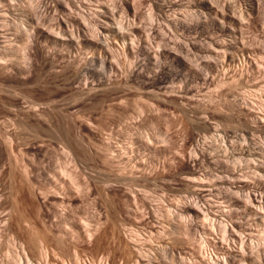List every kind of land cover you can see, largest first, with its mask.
Listing matches in <instances>:
<instances>
[{
  "label": "rangeland",
  "instance_id": "374dc122",
  "mask_svg": "<svg viewBox=\"0 0 264 264\" xmlns=\"http://www.w3.org/2000/svg\"><path fill=\"white\" fill-rule=\"evenodd\" d=\"M263 173L264 0H0V264H264Z\"/></svg>",
  "mask_w": 264,
  "mask_h": 264
},
{
  "label": "bare ground",
  "instance_id": "6f19581e",
  "mask_svg": "<svg viewBox=\"0 0 264 264\" xmlns=\"http://www.w3.org/2000/svg\"><path fill=\"white\" fill-rule=\"evenodd\" d=\"M199 1V0H198ZM201 2V1H200ZM191 4H193V3H191ZM195 5V4H194ZM211 5V4H210ZM100 9H102V8H100ZM106 9V8H105ZM109 10V9H108ZM194 10V9H193ZM198 11V10H197ZM200 11V10H199ZM97 12H99V11H97ZM103 12V11H102ZM101 12V13H102ZM105 12V11H104ZM109 12V11H108ZM208 12V11H207ZM109 14V13H108ZM107 14V15H108ZM103 15V14H102ZM105 16V15H104ZM103 16V17H104ZM111 16H113V15H111ZM191 16V15H190ZM110 17V16H109ZM109 17H105L104 18V23H101V24H103V26L102 27H100V28H102V30L100 31V32H98V36H100V38L99 39H102V40H105V41H107V39L108 38H111L112 37V40H113V37H114V39H122V40H125L127 37V35H125L123 32H121L119 29H117V27H115V25H113V19H111V18H109ZM113 18V17H112ZM100 19H102L101 17H100ZM101 22H102V20H101ZM113 22V23H112ZM176 22V21H175ZM231 32V31H230ZM101 40V41H102ZM101 41H99V42H101ZM109 42V41H108ZM107 42V43H108ZM112 42V41H111ZM110 42V43H111ZM117 42V41H116ZM125 42V41H124ZM105 43V42H104ZM102 44V43H101ZM131 45H129L128 44V49H129V51L131 50V48L132 47H130ZM104 47V46H103ZM125 47H127V46H125ZM127 49V48H126ZM106 50V49H105ZM169 52V51H168ZM168 52H166V53H168ZM145 54L147 55V57H150V58H152V57H155L149 50H145ZM157 54V53H156ZM169 54V53H168ZM107 56V55H106ZM263 167V166H262ZM253 171H252V173L254 174V173H257V175H258V173H260L259 172V170H258V168L257 167H253ZM262 169V168H261ZM246 169H243V168H241L240 169V171L241 172H244ZM250 170H252L251 168H248V171H250ZM236 171V168H235V170H234V172ZM238 171H239V169H238ZM237 171V172H238ZM239 171V172H240ZM240 172V173H241ZM232 174V173H231ZM230 174V175H231ZM246 174H247V172H246ZM264 174V173H263ZM245 175V174H244ZM255 175V174H254ZM261 175V174H260ZM263 175H261V177H262ZM258 177V176H257ZM231 178V177H230ZM264 178V177H263ZM263 178H261V179H263ZM244 181V180H243ZM242 182V181H241ZM223 183H224V181H223ZM228 183V182H227ZM243 183V182H242ZM221 184V183H220ZM235 184L236 183H234V186H235ZM246 184V183H245ZM208 185V184H207ZM213 185H215V184H213ZM212 185V186H213ZM217 185V184H216ZM215 185V186H216ZM233 185V184H232ZM231 185V186H232ZM211 186V187H212ZM224 186V185H223ZM240 186V185H239ZM238 186V187H239ZM245 186V185H244ZM209 187V186H208ZM210 187V188H211ZM217 187H219V186H217ZM221 187V186H220ZM225 187V186H224ZM229 187H230V185H229ZM233 187V186H232ZM238 187H237V189H238ZM258 187V186H257ZM207 189V188H206ZM211 189H213V188H211ZM235 189H236V187H235ZM216 190V189H215ZM209 191V189L208 190H202V194H204L205 192L206 193H210V192H208ZM229 191H230V189H229ZM259 191V190H258ZM262 191V190H261ZM193 192V191H192ZM199 192V191H198ZM197 192V193H198ZM231 192V191H230ZM239 191H237V193H238ZM256 192V191H255ZM264 192V191H263ZM260 194H261V192H259ZM258 193V194H259ZM195 195H196V193H194ZM250 194V193H249ZM193 195V194H192ZM198 195V194H197ZM205 195V194H204ZM210 196V195H209ZM251 195H249L248 197H247V200H243V204H241V205H243L242 207L243 208H245V209H247V208H249V207H251V208H254V202H257L258 200H259V197H258V200H257V198H255V197H250ZM206 197H208V196H206ZM257 197V196H256ZM195 199H196V196L194 197ZM194 198H193V200H191L188 204V206H185V207H183V212L185 213V214H187V215H189V214H193V215H195V216H197L198 214H197V211L194 209V206H196V201L194 200ZM205 198V197H204ZM198 199H200V198H198ZM264 199V197H261L260 198V200H263ZM104 200V199H103ZM223 201V200H222ZM222 201H221V203H222ZM236 201V200H235ZM107 202V201H106ZM216 202V201H215ZM108 203V202H107ZM236 203V202H235ZM263 203V202H262ZM214 204V203H213ZM217 204V203H216ZM232 204H234V203H232ZM106 205V204H105ZM110 205V204H109ZM236 205V204H235ZM239 205V204H238ZM256 205V204H255ZM258 205V204H257ZM261 206V205H260ZM219 207V206H218ZM226 207H229V209H230V206H227L226 205ZM262 207H263V205H262ZM214 208H216V207H214ZM233 208V207H232ZM258 208H260L259 206H258ZM264 208V207H263ZM223 209V208H222ZM227 209V208H226ZM261 209V208H260ZM259 209V210H260ZM234 210V209H233ZM257 210V209H256ZM217 211V210H216ZM252 211V210H251ZM229 212V211H228ZM234 212V211H233ZM252 212H254V211H252ZM257 212V211H256ZM112 214H114V213H109L108 215V217H107V220L109 219V221H111L112 223L114 222V221H117V220H114L115 219V214H114V216L112 215ZM220 214H221V217L222 216H226V214H225V211H221L220 212ZM264 214V213H263ZM209 216V215H208ZM261 216V215H260ZM259 216V217H260ZM263 216V215H262ZM261 216V217H262ZM117 217V216H116ZM231 218V217H230ZM229 218V219H230ZM257 219V218H256ZM207 220H208V224L210 225V226H208V227H211V229H213L214 228V226L217 224V225H219L224 231H226V229H229L230 230V228L228 227L229 226V224H227L226 222H224L223 220H221V221H217V220H215V218L214 219H212V218H208L207 217ZM108 221V222H109ZM218 223H217V222ZM116 222H114V224H115ZM195 222H190V220L189 219H187V218H183V220H182V222H181V227H182V229L183 230H193V231H195V232H197V229H199V226L198 225H196V224H194ZM232 223V222H231ZM205 224V223H204ZM85 225V224H84ZM180 226V225H179ZM206 226V225H205ZM228 227V228H227ZM200 228H202V227H200ZM231 228H234L233 227V225H232V227ZM203 229V228H202ZM179 230V229H178ZM182 230V231H183ZM205 230V229H204ZM232 230V229H231ZM202 231V230H201ZM206 231V230H205ZM209 231V230H208ZM212 231V230H211ZM180 232V231H179ZM228 232V231H227ZM49 233V232H48ZM191 233V232H190ZM199 233H201V232H199ZM207 233V232H206ZM211 233V232H210ZM232 235L231 236H236L235 235V233H234V231L232 230ZM180 234H185V233H180ZM195 234V233H194ZM202 234V233H201ZM231 234V233H230ZM49 235V234H48ZM51 235V234H50ZM191 235V234H190ZM200 235V234H199ZM208 235V234H207ZM54 236V235H53ZM52 236V237H53ZM63 237H64V235H62ZM78 236V235H77ZM192 236V235H191ZM57 237V236H56ZM195 237H196V234H195ZM59 237H57V239H58ZM62 238V237H61ZM184 238V237H183ZM186 238V237H185ZM184 238V239H185ZM194 238V237H193ZM202 238V237H201ZM80 239V238H79ZM187 239V238H186ZM56 240V239H55ZM58 241V243L61 241H59V239L57 240ZM184 241V240H183ZM186 241V240H185ZM42 242H44L43 244H45V241L43 240ZM42 242L41 241H38L37 243H36V246H35V249H36V253L34 254V255H36L40 260L41 259H45L46 257H47V254H46V251L44 250V245L42 244ZM214 242V241H213ZM131 243V242H130ZM132 245V244H131ZM134 245V244H133ZM220 246V245H219ZM131 247H133V246H131ZM135 247V246H134ZM136 247H138V245H136ZM20 249H21V253H22V256H23V258L25 259V261H26V264H29L28 263V261H30L29 260V257H28V255H27V253L24 251V247H23V245H21L20 246ZM136 249V248H135ZM138 249V248H137ZM139 249H140V247H139ZM160 250L161 249H163L162 247H160L159 248ZM199 249V250H198ZM197 249V253H198V256L199 257H197L198 259L199 258H201V260L204 262V264H210L211 262H210V260L208 259L209 257H208V254H207V251L205 250V248H203L202 246L201 247H199ZM222 250V249H221ZM175 251V250H174ZM134 252L136 253V255H137V257L138 258H140V252H141V250L139 251V250H134ZM176 254H177V252H175ZM179 255V254H178ZM231 255V254H230ZM75 256V255H74ZM74 258H76V257H74ZM255 259L256 260H260V256L259 255H256L255 256ZM201 261V262H202ZM257 261V262H258ZM202 262V263H203ZM260 262H262V261H260ZM260 262H258V263H260ZM148 264H150V258L148 259V262H147ZM152 263V262H151ZM263 263V262H262ZM39 264H43V263H39Z\"/></svg>",
  "mask_w": 264,
  "mask_h": 264
}]
</instances>
